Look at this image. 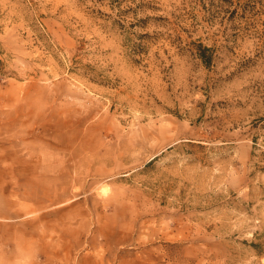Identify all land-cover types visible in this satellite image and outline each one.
<instances>
[{
    "label": "rangeland",
    "instance_id": "obj_1",
    "mask_svg": "<svg viewBox=\"0 0 264 264\" xmlns=\"http://www.w3.org/2000/svg\"><path fill=\"white\" fill-rule=\"evenodd\" d=\"M0 264H264V0H0Z\"/></svg>",
    "mask_w": 264,
    "mask_h": 264
}]
</instances>
